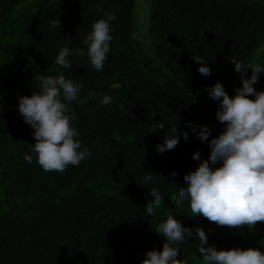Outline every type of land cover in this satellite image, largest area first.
Segmentation results:
<instances>
[{
    "label": "trees",
    "instance_id": "obj_1",
    "mask_svg": "<svg viewBox=\"0 0 264 264\" xmlns=\"http://www.w3.org/2000/svg\"><path fill=\"white\" fill-rule=\"evenodd\" d=\"M26 1L0 0V264H141L147 251H162L165 240L154 230L169 210L185 227L202 228L218 250L264 252V222L255 227L260 239L248 241L233 235L241 229L190 216L187 202L176 208L170 199L198 167L193 154L210 155L187 122L207 125L209 140L224 130L219 103L205 87L229 83L225 90L234 96L242 81L232 60L264 66V0H150L149 51L134 37L137 0ZM105 10L117 19L108 59L96 72L86 39ZM57 19L60 30L50 27ZM65 38L72 40V69L54 63ZM194 59L206 62L211 75H201ZM60 74L82 85L81 98L96 93L83 106L71 105L78 138L93 155L62 175L36 162L34 129L18 111V97L36 90L34 77ZM253 87L264 91V73ZM101 94L112 103L100 104ZM159 121H167L165 128L148 133ZM171 126L189 139L181 136L174 150L158 153ZM25 155L33 156L31 164ZM150 171L156 181L142 184ZM152 188L165 204L147 216ZM197 245L186 238L178 258L190 262Z\"/></svg>",
    "mask_w": 264,
    "mask_h": 264
},
{
    "label": "clouds",
    "instance_id": "obj_2",
    "mask_svg": "<svg viewBox=\"0 0 264 264\" xmlns=\"http://www.w3.org/2000/svg\"><path fill=\"white\" fill-rule=\"evenodd\" d=\"M116 19L114 12L105 10L104 17L91 25L86 39L87 56L96 72L103 71L108 59L113 40L111 22ZM50 27L60 30V19L53 20ZM71 42L65 38V46L55 57L54 63L64 69H72L69 60L72 51L67 46ZM194 60L201 65L198 68L201 75H211L206 62ZM232 63L242 81V87L236 89L234 96L230 97L219 81L205 87L210 98L219 103L216 119L224 125V130L209 140L211 129L207 125L187 122L201 142H208L210 155L208 159H201L199 151L193 154L192 159L200 161L198 167L184 175L186 187L180 186L170 199L176 208L187 202L190 216L205 218L220 227L241 230L246 227L251 231L258 222H264V91H257L253 87L259 83L264 66L237 60H232ZM248 69H251V76L245 77ZM34 88L36 90L30 96L18 97V111L34 129L35 143L31 151L35 154L36 162L44 172L62 175L69 167H78L93 155L91 149L78 138L80 132L75 126L78 116L71 105L83 106L96 98V93L90 91L86 98H81L82 85L63 74L36 76ZM101 97L100 104L112 103L110 95L101 94ZM166 123H155L148 133L164 129ZM181 136L185 141L189 139L187 131L171 126L165 132L163 143L156 145L157 152L162 154L174 150ZM101 143L96 141L97 146ZM108 147V144H104L105 150ZM24 159L29 164L33 162L32 155H25ZM176 175L175 171L171 173L172 177ZM154 181L156 177L150 171L143 177L142 184ZM149 196L152 199L145 205V212L147 216H153L165 202L157 188H152ZM165 216L166 219L154 230L165 240L162 251H147L141 264H187L186 260L178 258L181 251L179 245L186 238L198 241L197 251L203 264H264V252L259 248L218 250L209 244L208 234L202 228L185 227L171 210Z\"/></svg>",
    "mask_w": 264,
    "mask_h": 264
},
{
    "label": "rangeland",
    "instance_id": "obj_3",
    "mask_svg": "<svg viewBox=\"0 0 264 264\" xmlns=\"http://www.w3.org/2000/svg\"><path fill=\"white\" fill-rule=\"evenodd\" d=\"M36 0H27L25 5H29L30 3ZM149 2L150 0H137V4L134 11V37L138 38L143 42L147 51L152 47V36L149 33V23H148V11H149ZM145 3V4H144ZM229 83L224 84V88ZM206 91V90H204ZM207 92V91H206ZM235 236L248 240H259L257 231L254 230H240L233 232ZM187 264H203L202 257H200L199 253H196L192 256L190 262Z\"/></svg>",
    "mask_w": 264,
    "mask_h": 264
}]
</instances>
